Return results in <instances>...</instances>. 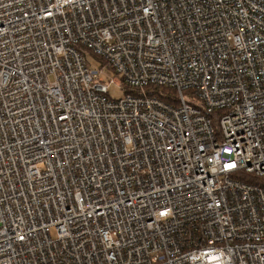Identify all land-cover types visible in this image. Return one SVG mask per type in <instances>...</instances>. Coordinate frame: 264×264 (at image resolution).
<instances>
[{"label":"built area","instance_id":"built-area-1","mask_svg":"<svg viewBox=\"0 0 264 264\" xmlns=\"http://www.w3.org/2000/svg\"><path fill=\"white\" fill-rule=\"evenodd\" d=\"M0 264H264V0H0Z\"/></svg>","mask_w":264,"mask_h":264},{"label":"rangeland","instance_id":"rangeland-1","mask_svg":"<svg viewBox=\"0 0 264 264\" xmlns=\"http://www.w3.org/2000/svg\"><path fill=\"white\" fill-rule=\"evenodd\" d=\"M88 62L91 67H99L100 66V61H98L94 56H88ZM119 78L115 73H111L109 71L105 72V78L107 79L106 82L109 83L110 79L109 78ZM53 78L51 77V80ZM110 97L112 99H120L123 96H125L126 92L124 89L120 88L117 84H111L110 89H109ZM186 94V93H185Z\"/></svg>","mask_w":264,"mask_h":264},{"label":"trees","instance_id":"trees-1","mask_svg":"<svg viewBox=\"0 0 264 264\" xmlns=\"http://www.w3.org/2000/svg\"><path fill=\"white\" fill-rule=\"evenodd\" d=\"M147 91L149 94L154 95L161 99L162 101L166 103H171V104H177L176 102V95L177 91L173 88H166V87H148ZM220 114V112L215 113L213 117H217ZM215 123H218V119L215 120Z\"/></svg>","mask_w":264,"mask_h":264}]
</instances>
